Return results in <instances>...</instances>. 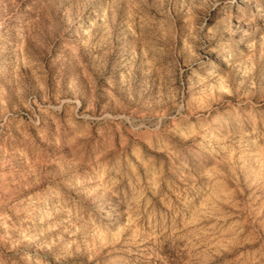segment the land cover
Instances as JSON below:
<instances>
[{
  "label": "rangeland",
  "instance_id": "rangeland-1",
  "mask_svg": "<svg viewBox=\"0 0 264 264\" xmlns=\"http://www.w3.org/2000/svg\"><path fill=\"white\" fill-rule=\"evenodd\" d=\"M0 264H264V0H0Z\"/></svg>",
  "mask_w": 264,
  "mask_h": 264
},
{
  "label": "bare ground",
  "instance_id": "bare-ground-1",
  "mask_svg": "<svg viewBox=\"0 0 264 264\" xmlns=\"http://www.w3.org/2000/svg\"><path fill=\"white\" fill-rule=\"evenodd\" d=\"M224 62H226V60H223V61H222V63H224ZM222 63H221V64H222Z\"/></svg>",
  "mask_w": 264,
  "mask_h": 264
}]
</instances>
